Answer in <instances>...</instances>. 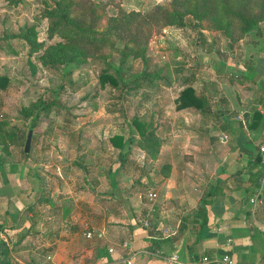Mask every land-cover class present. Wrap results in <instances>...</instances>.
I'll use <instances>...</instances> for the list:
<instances>
[{"label":"crops","instance_id":"crops-1","mask_svg":"<svg viewBox=\"0 0 264 264\" xmlns=\"http://www.w3.org/2000/svg\"><path fill=\"white\" fill-rule=\"evenodd\" d=\"M196 30L186 54L193 61L185 66L188 84L208 106L165 116L188 142L178 161L168 159L166 146L161 176L140 179L158 183L160 195L151 189L155 197L145 203L143 184L129 186L121 175L106 194L90 187L84 206L61 205L53 194L42 203L25 176L29 163L7 170L0 161V264H166L171 253L178 264L201 255L264 264V179L256 151L264 138V22L235 43L216 30ZM86 231L101 236L85 238Z\"/></svg>","mask_w":264,"mask_h":264},{"label":"rangeland","instance_id":"rangeland-1","mask_svg":"<svg viewBox=\"0 0 264 264\" xmlns=\"http://www.w3.org/2000/svg\"><path fill=\"white\" fill-rule=\"evenodd\" d=\"M107 1L104 14H113L117 5L146 10L168 0ZM46 5L51 6L49 0H18L13 5L0 0V75L6 78L0 88V121L22 137L5 150L0 145L1 164L9 170L27 161L25 176L32 180L35 195H42V203L53 194L61 205H83L90 187L96 185L97 194H106L121 175L129 179V186L132 181L143 184L142 197L149 203L151 189L158 195L162 191L158 183L148 186L140 179L158 178L167 171L162 166L166 146L171 145V161H178L187 147L181 127L176 121L168 123L165 116L176 110L179 85L192 73L185 64L193 61L186 54L193 52L196 21L186 16L182 26L153 28L142 58L120 62L112 52L105 61L43 64L39 56L61 41L47 36V21L40 16ZM105 63L111 67L108 72H116L115 85L98 83ZM133 118L158 139L157 152L152 153L151 142L141 140ZM31 124L30 146L24 153L22 140ZM113 134L122 135V148L109 143Z\"/></svg>","mask_w":264,"mask_h":264},{"label":"trees","instance_id":"trees-1","mask_svg":"<svg viewBox=\"0 0 264 264\" xmlns=\"http://www.w3.org/2000/svg\"><path fill=\"white\" fill-rule=\"evenodd\" d=\"M17 1L6 0L10 5ZM49 1L51 6L46 5L40 16L47 21V36L58 37L61 41L48 45L39 56L43 64L86 59L105 61L112 52L119 55L120 62L128 57L142 58L153 28L182 26L186 16H190L201 28L220 32L230 43L242 38L257 23L264 22V0H168L166 3L155 2L146 10H125L117 5L113 14H104L109 3L107 0ZM110 68L105 63L98 73L100 86L105 82L116 84V72H108ZM188 79L184 78L180 84L182 88L174 100V108L203 111L208 106L207 102L203 97L195 95ZM5 83L6 78L0 75L1 89L5 87ZM132 123L141 140L153 144L152 153L157 152L158 139L145 130L143 122L133 118ZM32 124L28 130L32 131ZM21 139L19 131L13 132L12 127L0 121V145L4 150L10 144L20 143ZM108 141L118 149L125 144L120 134L111 135ZM22 142L24 143L23 140Z\"/></svg>","mask_w":264,"mask_h":264},{"label":"built area","instance_id":"built-area-1","mask_svg":"<svg viewBox=\"0 0 264 264\" xmlns=\"http://www.w3.org/2000/svg\"><path fill=\"white\" fill-rule=\"evenodd\" d=\"M165 31L166 29H162V33H165ZM256 151L259 156L260 167L262 169V178L264 179V138L257 144ZM259 192L260 190H257L254 193L253 197L250 199L251 202L257 200ZM147 197L148 199H152L155 197V193H148ZM83 235L85 238H92L93 236L99 238L101 236V232L86 231ZM164 260L166 264L179 263L177 260V255L175 253H171L168 256H165ZM189 264H232V260L227 255H222L220 257L201 255Z\"/></svg>","mask_w":264,"mask_h":264},{"label":"water","instance_id":"water-1","mask_svg":"<svg viewBox=\"0 0 264 264\" xmlns=\"http://www.w3.org/2000/svg\"><path fill=\"white\" fill-rule=\"evenodd\" d=\"M30 139H31V130L29 129L26 132L24 143H23V152L24 153L28 152V150H29Z\"/></svg>","mask_w":264,"mask_h":264}]
</instances>
